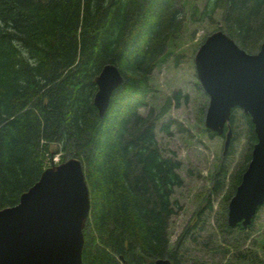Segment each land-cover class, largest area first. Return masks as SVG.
<instances>
[{
	"label": "trees",
	"instance_id": "1",
	"mask_svg": "<svg viewBox=\"0 0 264 264\" xmlns=\"http://www.w3.org/2000/svg\"><path fill=\"white\" fill-rule=\"evenodd\" d=\"M196 1L204 8L193 6L192 23L212 24L220 13L223 31L248 54L259 52L264 0ZM186 2L0 0V210L16 206L39 181L53 154L50 145H58L61 163L68 157L83 163L90 190L83 264L166 258L179 264L169 227L172 196L183 185L180 163L164 156L156 139L165 109L156 116L141 109L149 106L157 61L188 19ZM108 64L119 68L124 83L101 118L96 78ZM246 120L250 153L227 199L257 142L251 118ZM245 230L226 224L224 232Z\"/></svg>",
	"mask_w": 264,
	"mask_h": 264
},
{
	"label": "water",
	"instance_id": "2",
	"mask_svg": "<svg viewBox=\"0 0 264 264\" xmlns=\"http://www.w3.org/2000/svg\"><path fill=\"white\" fill-rule=\"evenodd\" d=\"M195 65L209 96L205 126L225 137L224 155L234 137L233 110L241 109L254 125L257 142L229 202L227 220L231 229H248L264 206V42L257 54H248L224 31H215L199 48ZM123 83V74L113 64L96 78L94 103L101 118ZM90 209V190L80 160L71 158L47 168L16 206L0 210V264H83ZM155 264L173 263L166 258Z\"/></svg>",
	"mask_w": 264,
	"mask_h": 264
},
{
	"label": "rangeland",
	"instance_id": "3",
	"mask_svg": "<svg viewBox=\"0 0 264 264\" xmlns=\"http://www.w3.org/2000/svg\"><path fill=\"white\" fill-rule=\"evenodd\" d=\"M186 1L188 19L157 61L149 79V106L141 109L142 114L155 116L165 109L156 139L164 156L180 163L183 185L172 196L176 205L170 248L179 264H242L245 258L247 264H264V206L244 232H224L231 200L227 196L251 148L247 115L236 109L234 138L224 155L225 137L211 136L205 126L209 96L196 72L199 48L210 34L223 30L224 23L220 13L212 24L192 23L193 6L202 11L204 1ZM50 151L47 167L60 164L64 154L59 146L50 145Z\"/></svg>",
	"mask_w": 264,
	"mask_h": 264
}]
</instances>
